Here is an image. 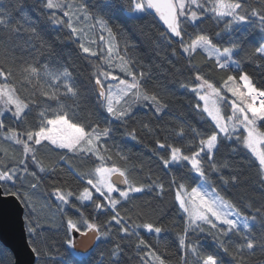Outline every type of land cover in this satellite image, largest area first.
<instances>
[{"label":"snow or ice","instance_id":"1","mask_svg":"<svg viewBox=\"0 0 264 264\" xmlns=\"http://www.w3.org/2000/svg\"><path fill=\"white\" fill-rule=\"evenodd\" d=\"M2 2L3 0H0V3ZM39 3L49 22L66 27L70 35L76 36L77 41L82 40L84 29L78 24L81 18L85 21L89 19L85 4L78 3L77 0H39ZM127 7L134 19H140L136 14L154 12L166 28V32H162L161 36L169 45L173 44V38H176L178 48L173 49V55H176L177 51L186 54L190 69L195 72L194 80L182 83L181 86L189 89L203 102L202 106L198 103L195 107L205 127L199 130L195 127L191 129L193 140L189 141L188 152L176 143L168 142L167 136L164 140H156L158 149L163 150L159 153L163 166L169 168L173 164L190 165L189 171L208 183L209 171L220 172L222 168L229 167L227 162L218 163L216 159L221 141L229 140L250 154L252 159L249 163L256 167L257 177L264 185V88H258L250 75L243 72L240 64L234 59L237 45L221 49L209 35L198 31L205 13L220 18L231 17L236 22H246L249 6L243 4L242 0H127ZM250 14L264 21V9L253 7ZM96 23L102 31L107 30L111 35V29L103 19L96 18ZM230 27L231 25L226 23L224 30L227 31ZM190 28L192 31H189ZM21 30L30 33L35 39H40L36 23L27 14L23 16V23L16 22L14 25L11 11L8 8L0 9V34L11 36ZM216 35L219 36L220 33L217 32ZM0 45H4L3 40H0ZM79 47L87 56L99 57V54L85 43L80 42ZM201 50L209 59H214L215 66L220 70L235 65L232 70L237 75H228L219 85L209 80L207 75L192 63L194 56ZM3 52L4 55L0 58V153L3 154L0 155V203L15 200L27 210L25 227L31 252L36 254L37 259L43 255L35 239L39 235L37 228L40 222L36 217L34 190L38 188L40 179L37 172L30 171L29 161L40 173H44L54 170L56 165L47 164L43 157L61 150L57 155L65 159L63 150H67L82 161H92L93 166L88 172L79 173V179L84 181L79 189L72 190L65 181L57 185L52 192L59 201L57 211L65 213L67 207L78 213L75 217L65 215V243L69 247H76L71 233H79L83 237H89L91 234L92 238H107L112 234V227L115 225L116 232L122 233L119 239L127 241V244L136 250L139 257L137 264H173L167 258V252L161 254L137 231L144 229L159 236L166 229L147 219L142 209L135 213L140 219V222H137L132 215L127 214L126 208L133 193H142L148 189L158 190L162 195L165 185L152 180L151 176L144 182L133 179L127 167L128 157L123 153L116 155L124 161V165L117 163L108 147V140L113 133L110 124L106 123L101 127L99 122L84 123L77 118L76 109L79 108L81 96L72 81L71 73L67 70L51 72L45 65L43 77L47 79L42 83L38 67L25 62L17 70L16 58L8 53L6 45ZM112 52V47H109L103 64L108 68L118 67L124 78L97 65L93 80L99 107L111 120L120 122L121 125L132 118L136 106L147 105L159 118L158 114L168 107L164 96L149 89L145 73L136 72L130 67V61L125 56H120V63L114 65ZM253 55L264 60V47L256 48ZM17 74L27 84L33 87L39 85L41 96L56 101L55 106L45 105L39 110L35 124L30 120L34 111L32 106L43 102L35 99L34 92L21 94L22 90L16 86L14 80V75ZM105 81L116 83L105 84ZM226 93H230V97ZM61 96L72 103L62 101ZM6 114L10 115L6 117ZM13 124L17 126L13 127ZM143 127L150 134L159 135L149 125L144 124ZM125 131L132 139H137L135 129L126 128ZM170 131L175 132L181 139L185 137L183 127ZM2 142H7L9 146L4 147ZM12 145L19 146V149L12 148ZM233 151L237 149L233 147ZM220 178L225 184L239 182L237 176L231 177L230 181L223 176ZM171 184L176 186L174 198L182 210L184 220V227L177 233L180 251L175 264H224L217 252L205 251L199 244L192 243L190 233L207 232L216 247L230 256L236 264H251V258L258 250L264 252V238L257 239L250 227V224L259 222L264 230V207L256 209L259 216L244 215L233 201L222 197L215 188L211 191L200 186L189 188L185 183L177 184L175 178ZM122 185L124 187H121ZM93 205L92 213L86 215L85 209ZM122 208L125 209V214H122ZM100 216L104 217L103 221H100ZM233 235L238 236L240 242H234ZM123 252L124 248L117 243L110 253V256L115 258L113 264H118Z\"/></svg>","mask_w":264,"mask_h":264},{"label":"trees","instance_id":"2","mask_svg":"<svg viewBox=\"0 0 264 264\" xmlns=\"http://www.w3.org/2000/svg\"><path fill=\"white\" fill-rule=\"evenodd\" d=\"M77 2L85 4L89 18H94L92 21L89 19L87 25L93 28L92 24H95L96 18H99L103 19L107 27L111 29V35L107 30H104L103 33L109 35L113 40V55L118 59L120 56H125L130 61V67L136 72L145 73L149 89L164 96L168 107L163 113L158 114L159 118L153 109L144 105L143 107L136 106L132 118L124 125L111 120L97 103L93 73L96 71L97 65L115 74H119V72L116 68L109 69L107 65L103 64L105 56L101 51V46H97L99 45L97 33L91 31L88 34L89 39L85 40V36L81 41H77L76 36L69 34V29L62 25H54L45 18L43 15L45 10L40 6L39 0H3L0 3V9L8 8L11 11L14 25L16 22L23 23V16L27 14L36 23L40 39H35L30 33L21 30L11 36L0 34V40L4 41L8 53L16 58L15 68L18 70L19 66L25 62L35 65L40 70L42 83L47 79L43 77L45 65L51 72L67 70L71 73L72 81L78 87L81 96L79 108L76 109L77 118L84 123L99 122L101 127L106 123L110 124L113 133L108 140V147L117 163L124 165V161L116 155L123 153L128 157L127 167L133 179L144 182L148 176H151L152 180H157L165 185L162 195L158 190L149 191L148 189L142 193L132 194V200L127 203L126 208L127 214L132 215L137 222H140V219L136 217L135 213L142 209L147 219L155 221L166 229L159 236L148 233L144 229L137 231L161 254L167 252V258L175 264L180 251L177 233L184 227V220L182 210L179 209L174 198L176 186L171 184V181L175 178L177 184L185 183L189 188L205 182L203 178L189 171L190 165L173 164L169 168H165L159 155L163 150L158 149L156 140L158 138L164 140L167 136L168 142H174L185 152H188L189 141L193 140L191 129L195 127L199 130L205 127L198 114V109L195 107L198 103L202 106V101H199L189 89L181 86L182 83L193 81L195 72L190 69L186 54L177 51V54L173 55V49L178 48V41L173 38L175 42L169 45L161 36V33L166 32V29L154 12L139 14L140 19H134L128 10L127 0H77ZM242 3L249 6L245 23L232 25L228 18L221 19L211 13H205L203 23L199 24L198 31L209 35L221 49L237 45L234 59L240 64L242 71L250 75L258 88H264V60L253 55L256 48L264 46V30H262L264 21H261L258 16L250 14L253 7L264 9V0H242ZM226 23L231 25L227 31L224 30ZM189 31L192 29L190 28ZM217 32L220 33L219 36L216 35ZM42 42L43 47H41ZM80 42L91 47L99 54V57H89L83 53L79 47ZM4 45H0V58L4 55ZM192 63L202 73H205L209 80L218 85L228 75H237L232 70L235 65H230L229 69L220 70L215 66L214 59H209L202 50L194 56ZM14 80L16 86L21 88V94L27 95L28 92H34L35 99L43 102V104L38 103L32 106L34 111L31 113L30 120L35 124L39 110L45 105L55 106L56 101H50L41 96L39 85L33 87V85L27 84L20 75H14ZM105 84H109V82L105 81ZM226 95L230 97L228 93ZM60 99L68 104L72 103L66 97L61 96ZM9 115L6 114V117ZM8 122L11 123L10 120ZM144 124L149 125L159 135L150 134L143 127ZM16 126L13 124V127ZM180 127L185 129L183 139L177 137L175 132L170 131ZM126 128L135 129L137 139L134 140L128 136ZM2 143L4 147L9 146L7 142ZM11 147L19 149V146L16 145ZM233 147L237 151L234 152ZM60 151L56 150L43 157L47 164L54 163L56 165L54 170L40 173L29 161L30 171L37 172L40 179L38 188L34 190L37 205L36 217L40 222V226L37 228L39 235L35 239L37 246L42 249L43 255L39 259H35L36 264H113L115 258L110 256V253L117 243H120L124 248L118 264H137L139 257L136 250L130 247L127 241L119 239L122 233L116 232L115 225L112 227V234L107 238L99 237L96 245L88 254L76 253L72 247L65 243L67 232L65 215L75 217L78 216V213L73 208L67 207L65 213L57 211L56 206L59 201L52 195V192L57 185L63 184L65 181L68 182L72 190L79 189L84 184V181L79 179V173L88 172L93 165L92 161H82L67 150H63L65 159H61L57 155ZM0 155L3 154L0 153ZM216 159L218 163L227 162L229 167L222 168L220 172L209 171L210 179L208 183H205L206 186L210 190L215 188L222 197L233 201L237 209L244 215L259 216L256 209L264 207V185L257 177L256 167L249 163V160L252 159L250 154L246 149L234 144L233 141L222 140ZM108 163L110 164L111 161ZM204 166L207 169V164ZM221 176L229 181L231 177L237 176L239 182L225 184L224 180L220 178ZM96 195L99 198L98 194ZM93 208L94 205L87 207L85 214L92 213ZM121 212L125 214V209L122 208ZM103 220L104 217L100 216V221ZM250 227L257 239L264 238V230L259 222L250 224ZM190 240L192 243L199 244L205 251L217 252L224 264H236L230 256L216 247L213 238L207 232L190 233ZM232 240L240 242V238L236 235L232 236ZM0 264H15L13 254L1 242ZM251 264H264V252L258 250L256 255L251 258Z\"/></svg>","mask_w":264,"mask_h":264},{"label":"water","instance_id":"3","mask_svg":"<svg viewBox=\"0 0 264 264\" xmlns=\"http://www.w3.org/2000/svg\"><path fill=\"white\" fill-rule=\"evenodd\" d=\"M161 23L163 24L162 21ZM23 207V204L15 200L0 203V242L11 251L15 264H36V254L31 252L27 240ZM71 236L76 245L73 249L80 254H88L99 238H92L91 234L83 237L79 233H71Z\"/></svg>","mask_w":264,"mask_h":264},{"label":"rangeland","instance_id":"4","mask_svg":"<svg viewBox=\"0 0 264 264\" xmlns=\"http://www.w3.org/2000/svg\"><path fill=\"white\" fill-rule=\"evenodd\" d=\"M136 15H139V14H136ZM224 18H228L231 21L232 25H240V24L245 23V22H236V21L232 20L231 17H223L221 19H224ZM89 19L92 21V19H94V18L90 17ZM89 19L87 21H85V20H83V18H81V20H80V22L78 24L79 27L84 29L83 38H85V36H86L85 40L89 39V35L88 34L91 31H93V33L96 32L97 33L96 36H98V44H99L97 46H99V47L101 46V51L104 54V56H106V55H108V48L112 47V49H113V46H114L113 45L114 44L113 40L111 39V37L109 35H106V34L103 33V31L101 30V27H100V25L98 23L95 22V24H92V25H95V27H93V28H91L89 25H87L89 23ZM113 52H112V62H113L114 65H118L120 63V61H119L120 59L115 57V55H113ZM114 68H116V70L119 72V74H115V73H112V74L120 76L121 78H124V74L119 70V68L118 67H114ZM109 69H112V68H109ZM108 82L111 83V84H115L116 83L115 81H108ZM228 94L230 95V93H228ZM202 104H203V102H202ZM199 186L206 188L208 191H211L206 186L205 183H202ZM233 218H235V217H233ZM241 228H242V225H241Z\"/></svg>","mask_w":264,"mask_h":264}]
</instances>
